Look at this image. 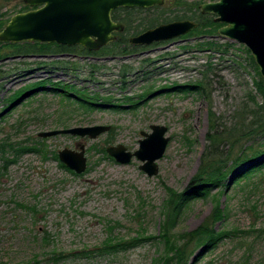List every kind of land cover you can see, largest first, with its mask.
Masks as SVG:
<instances>
[{
    "label": "rangeland",
    "instance_id": "1",
    "mask_svg": "<svg viewBox=\"0 0 264 264\" xmlns=\"http://www.w3.org/2000/svg\"><path fill=\"white\" fill-rule=\"evenodd\" d=\"M20 1L0 0L4 27ZM171 2L166 11L176 10ZM206 31L198 27L189 38L124 56L20 58L12 48H0L5 73L0 78V145L44 144L43 152L23 153L8 167L0 156V264H162L171 256L161 229L167 189L187 190L214 122L224 135L239 125L250 97L262 102L248 49ZM26 88L35 93L19 102L23 94L11 108L8 98ZM64 91L73 101L84 98L94 107L86 111L67 100ZM152 125L166 126L170 138L157 161L158 175L149 177L137 158L121 164L104 152L118 145L137 151L141 133L150 134ZM92 126L111 130L96 139L39 137ZM263 142L258 138L254 145ZM251 144L243 140L233 151L240 154ZM81 145L87 159L83 174L63 168L54 157L64 149L80 151ZM224 145L229 153L232 139ZM8 153L14 157L12 150ZM243 168L208 197L188 204L170 231L174 246L216 208L222 210L223 219L214 227L229 235L211 253L200 257L204 248L196 251L189 264H264V169L234 185ZM105 245L117 247L104 251Z\"/></svg>",
    "mask_w": 264,
    "mask_h": 264
},
{
    "label": "water",
    "instance_id": "2",
    "mask_svg": "<svg viewBox=\"0 0 264 264\" xmlns=\"http://www.w3.org/2000/svg\"><path fill=\"white\" fill-rule=\"evenodd\" d=\"M25 3L38 9L12 16L0 32V43H55L100 51L116 42L117 34L125 29L122 23L113 20L115 10L162 7L165 0H25ZM200 11L215 16V22L224 25L218 30L220 37L242 44L249 50L264 82V0H218L201 4ZM199 26L192 20L164 23L131 37L130 45L149 47L172 41L190 34ZM33 94L34 91L28 93L19 102ZM110 130L109 126L76 127L41 133L39 137L73 135L96 139ZM151 130L150 134L141 133L144 138L137 151L130 152L124 145H118L109 146L107 154L121 164H129L137 158L143 162L140 169L149 177L158 175L157 161L163 158L170 138L166 137V126L152 125ZM58 157L76 174H83L87 169L83 145L80 151L61 150Z\"/></svg>",
    "mask_w": 264,
    "mask_h": 264
},
{
    "label": "trees",
    "instance_id": "3",
    "mask_svg": "<svg viewBox=\"0 0 264 264\" xmlns=\"http://www.w3.org/2000/svg\"><path fill=\"white\" fill-rule=\"evenodd\" d=\"M169 1H172L170 3L172 4V7H176L175 11H166L165 6ZM205 1L209 0H165V4L162 7H154L151 9L119 8L113 12L112 18L115 22L122 23L125 26V29L122 33L117 34L116 42L102 48L100 51H90L80 46L66 47L56 44L27 42L21 44L0 43V48H12V54L19 56L40 54L49 55L64 52L79 53L80 55H92L99 57L109 55L124 56L139 49L130 45L131 37L164 23L181 20H193L199 23V28L207 29V33L218 32L221 24L216 23L212 15H204L200 11V5ZM150 13L151 17H149ZM5 23L6 20H0V32L3 30ZM208 28H211L212 30H208ZM248 53H250L249 50ZM250 58L259 76V81L255 82V85L258 93L262 97V102L257 103L254 97H250V101L252 102V104L250 106H243L242 118L241 121L238 122L239 125L233 126L228 131V133H225L224 135H221L222 133L219 131V129L216 130V123L214 122V120L210 132L207 135L208 145L204 152L201 165L199 167V170L197 171V174L190 182L187 190L182 193H177L172 189H167L169 196L168 200L166 201L167 215L165 216V220L161 229H163L164 239L168 240L167 243L170 246L169 251L171 256H166L165 259L162 260V264H189L196 251L204 248L200 257L204 254L211 253L218 247L223 239L227 237V235H229L225 232H218L214 227L217 221L223 219L222 210H220V208H216L213 215L208 221H206L196 230L182 235L180 241L178 243H175L174 246L170 245L172 243L169 241L168 235L170 231L175 227V225L179 222V219L181 218L188 204H190L194 200L204 199L208 197L212 188H220L221 186H224L225 181H227L228 177L231 176L239 167L244 166L242 171L234 177L232 181L234 182V185L238 184L244 179H250L256 173H261V171L264 169V142L260 146L254 145V142L258 138L264 140V82L261 78L259 68L256 65L253 57L251 56ZM75 69L76 67L72 68V70ZM4 74L5 73L0 67L1 79L4 77ZM191 88L193 89V87H190L185 90H190ZM24 90L25 91H18L10 98H8V100L11 102V106L15 102H17L16 100L23 96V94L27 95L29 91L32 90V88H26ZM62 93L68 96L65 91ZM66 98L70 102H74L75 105L83 107V109H86V111L91 110L94 107L92 102H89L84 98L77 97L74 98L75 101L72 100L73 96H68ZM230 139H232V150L229 151V153L227 151L228 154H225L223 150L225 148L224 143L226 144V142H228V140ZM243 140L245 141V143L252 142V144L246 146V149H243L240 154L234 153L233 150L237 146H239L238 144ZM43 145L44 144L41 143L39 144V146L36 145L32 147L22 148L13 147L12 144L0 145V156L2 161H4V167H8L10 164L15 163L18 157L23 153L43 152V150H41V147ZM9 150H12L14 155L13 158H11L10 154L8 153ZM104 152L106 153V149H104ZM6 154H8L9 156H7ZM54 157L59 161V157L56 152L54 153ZM60 165L66 169V166L61 163ZM229 185L230 184H228L227 186ZM123 244L124 243L119 244V246L122 245L123 247ZM116 247L117 246L105 245L103 250L108 251Z\"/></svg>",
    "mask_w": 264,
    "mask_h": 264
},
{
    "label": "flooded vegetation",
    "instance_id": "4",
    "mask_svg": "<svg viewBox=\"0 0 264 264\" xmlns=\"http://www.w3.org/2000/svg\"><path fill=\"white\" fill-rule=\"evenodd\" d=\"M20 4H21V7L20 9L18 10V12H16V14H19V13H24V12H28V11H31V10H35V9H38V7H29L26 5L25 3V0H21L20 1ZM213 18L215 19V16H213ZM193 21V20H192ZM219 24V23H218ZM224 25L221 24V27H223ZM192 33L191 32L190 34L184 36V37H191L192 36ZM182 38V37H181ZM174 41V40H172ZM170 42V41H168ZM166 43V42H164ZM52 44H55V43H52ZM158 44H161V43H157V44H154V45H158ZM58 45V44H56ZM59 46H63V45H59ZM67 47V46H66ZM82 47V46H80ZM137 48H144V47H137ZM57 57V56H69V57H75V58H89V57H92V55H80L79 53H70V52H64V53H59V54H49V55H22V56H19L20 58H28V57H33V58H45V57ZM95 69H93L92 71V75H93V72ZM77 98V97H75ZM83 100V99H82Z\"/></svg>",
    "mask_w": 264,
    "mask_h": 264
}]
</instances>
